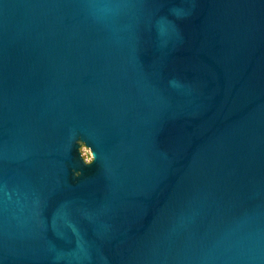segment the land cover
<instances>
[{
	"label": "water",
	"instance_id": "1",
	"mask_svg": "<svg viewBox=\"0 0 264 264\" xmlns=\"http://www.w3.org/2000/svg\"><path fill=\"white\" fill-rule=\"evenodd\" d=\"M0 264H264V0H0Z\"/></svg>",
	"mask_w": 264,
	"mask_h": 264
},
{
	"label": "rangeland",
	"instance_id": "2",
	"mask_svg": "<svg viewBox=\"0 0 264 264\" xmlns=\"http://www.w3.org/2000/svg\"><path fill=\"white\" fill-rule=\"evenodd\" d=\"M87 155H88V159H90L91 158V153H90V149L89 148H87Z\"/></svg>",
	"mask_w": 264,
	"mask_h": 264
}]
</instances>
